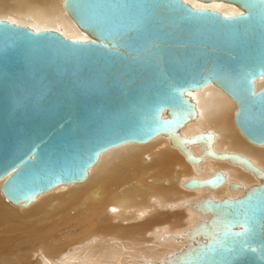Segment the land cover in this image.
<instances>
[{
    "label": "water",
    "instance_id": "95a60500",
    "mask_svg": "<svg viewBox=\"0 0 264 264\" xmlns=\"http://www.w3.org/2000/svg\"><path fill=\"white\" fill-rule=\"evenodd\" d=\"M224 2L243 13L224 16L184 0H63L90 39L70 40L0 20L1 194L27 207L39 195L83 182L100 154L164 136L197 172L205 160L253 175L246 186L225 172L191 178L203 190L190 201L197 221L182 248L135 264H264V171L240 154L214 150V134L185 136L197 117L188 92L213 84L237 104L235 125L264 146V0ZM198 148L199 152H194ZM226 185L239 196L214 199Z\"/></svg>",
    "mask_w": 264,
    "mask_h": 264
},
{
    "label": "bare ground",
    "instance_id": "6f19581e",
    "mask_svg": "<svg viewBox=\"0 0 264 264\" xmlns=\"http://www.w3.org/2000/svg\"><path fill=\"white\" fill-rule=\"evenodd\" d=\"M193 8L224 16L243 13L224 2L184 0ZM0 20L34 31L51 30L70 40L90 38L68 16L63 0H0ZM264 87V78L256 90ZM197 117L183 129L185 136L214 134V150L240 154L264 171V146L249 143L238 131L237 104L222 90L208 84L188 92ZM167 140V141H166ZM199 152L198 148L193 149ZM197 172L164 136L146 144L126 143L102 152L78 184L58 186L39 195L27 207L12 206L1 194L0 264H135L156 262L182 248L174 241L196 221L190 201L203 190L183 184L203 179L215 171L246 186L257 183L253 175L226 162L205 160ZM226 185L213 193L218 200L236 197ZM137 260L135 262L134 260Z\"/></svg>",
    "mask_w": 264,
    "mask_h": 264
},
{
    "label": "rangeland",
    "instance_id": "374dc122",
    "mask_svg": "<svg viewBox=\"0 0 264 264\" xmlns=\"http://www.w3.org/2000/svg\"><path fill=\"white\" fill-rule=\"evenodd\" d=\"M167 141V140H166ZM8 202V201H7ZM10 204V203H9ZM13 206V205H12Z\"/></svg>",
    "mask_w": 264,
    "mask_h": 264
}]
</instances>
